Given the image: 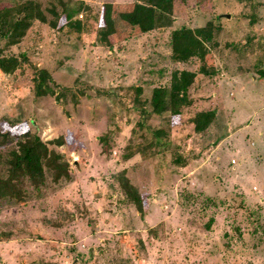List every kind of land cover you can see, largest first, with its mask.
Here are the masks:
<instances>
[{"label":"rangeland","instance_id":"1","mask_svg":"<svg viewBox=\"0 0 264 264\" xmlns=\"http://www.w3.org/2000/svg\"><path fill=\"white\" fill-rule=\"evenodd\" d=\"M135 4L0 0L8 20H46L0 38V56L19 62L0 69V264H264V0H174L145 33L120 19ZM180 29L207 30L203 59L174 58ZM182 71L194 74L187 95L166 101L178 115L144 120ZM200 112L214 118L195 133ZM28 131L63 137L47 146L68 177L43 167L38 188L24 178V195H10L8 162Z\"/></svg>","mask_w":264,"mask_h":264},{"label":"trees","instance_id":"2","mask_svg":"<svg viewBox=\"0 0 264 264\" xmlns=\"http://www.w3.org/2000/svg\"><path fill=\"white\" fill-rule=\"evenodd\" d=\"M145 5L135 4L130 11L120 14V19L123 24L128 28L136 31L137 33L149 32L158 26L161 15L169 12L172 8L174 0H144ZM110 6H105L104 20L108 26H112L109 16ZM35 10L27 11L25 17L21 21L13 22L11 18L8 20V11L0 10V38L5 40L8 44L15 43L17 39L21 38L26 29L29 27V20L37 18L43 23H46L44 16ZM28 17V18H27ZM54 26V23H51ZM207 30L197 29L192 31L189 29H180L172 33V52L174 58L178 61H187L190 58L197 56L203 59L205 50L200 37L203 36ZM19 62L14 57L0 56V69L4 73L11 72L12 69L18 67ZM194 74L186 71L175 72L171 79L169 88H157L154 90L151 101L150 109H140V116L144 120L153 115L161 116L165 112H171L172 116L178 115L179 110L174 109L171 111L166 105V101L171 103L180 100L176 97L180 93L187 95V90L193 82ZM45 82L44 74L40 75L36 89L38 92L42 90L43 83ZM139 95V93H137ZM214 118L213 112H200L193 118V129L195 133H202L211 123ZM158 146H165L161 141L160 134L162 131H155ZM63 137L50 142H44L38 135L31 134L29 131L26 135L19 137V151L15 153L12 159L9 160L8 178L6 187L10 195L19 196L24 195L23 190L20 188L23 179L30 180L34 187L38 188L39 178L43 177L44 168L50 170L52 180L58 182L61 177H68V165L61 162L62 155L54 150H49L48 144H63ZM120 186L125 197L129 202L133 203L138 210L142 209V196L138 191L132 187L125 179L120 182Z\"/></svg>","mask_w":264,"mask_h":264},{"label":"water","instance_id":"3","mask_svg":"<svg viewBox=\"0 0 264 264\" xmlns=\"http://www.w3.org/2000/svg\"><path fill=\"white\" fill-rule=\"evenodd\" d=\"M227 17H229V15H227Z\"/></svg>","mask_w":264,"mask_h":264}]
</instances>
